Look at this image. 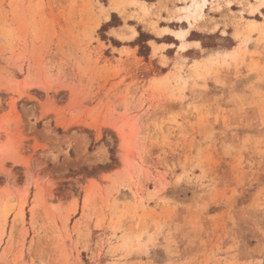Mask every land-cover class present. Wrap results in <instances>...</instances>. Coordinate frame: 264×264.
Instances as JSON below:
<instances>
[{
    "label": "rangeland",
    "instance_id": "rangeland-1",
    "mask_svg": "<svg viewBox=\"0 0 264 264\" xmlns=\"http://www.w3.org/2000/svg\"><path fill=\"white\" fill-rule=\"evenodd\" d=\"M195 1L0 0V264H264V0Z\"/></svg>",
    "mask_w": 264,
    "mask_h": 264
},
{
    "label": "bare ground",
    "instance_id": "bare-ground-1",
    "mask_svg": "<svg viewBox=\"0 0 264 264\" xmlns=\"http://www.w3.org/2000/svg\"><path fill=\"white\" fill-rule=\"evenodd\" d=\"M206 2H207V0H200V1L192 2V4L190 6L183 7V10L187 11L191 15H194L197 12V10H203ZM187 20H189L188 16H187ZM186 32H188V31L187 30H179V31H175L174 35H176L178 38H183L185 36ZM181 48H184V45H181Z\"/></svg>",
    "mask_w": 264,
    "mask_h": 264
}]
</instances>
